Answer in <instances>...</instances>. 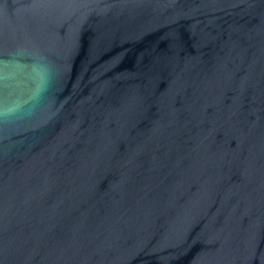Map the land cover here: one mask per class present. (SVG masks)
Wrapping results in <instances>:
<instances>
[{
	"label": "water",
	"instance_id": "water-1",
	"mask_svg": "<svg viewBox=\"0 0 264 264\" xmlns=\"http://www.w3.org/2000/svg\"><path fill=\"white\" fill-rule=\"evenodd\" d=\"M0 264H264V0H0Z\"/></svg>",
	"mask_w": 264,
	"mask_h": 264
}]
</instances>
